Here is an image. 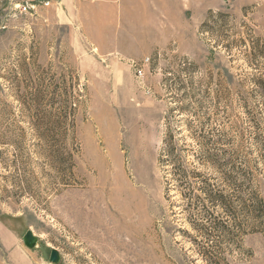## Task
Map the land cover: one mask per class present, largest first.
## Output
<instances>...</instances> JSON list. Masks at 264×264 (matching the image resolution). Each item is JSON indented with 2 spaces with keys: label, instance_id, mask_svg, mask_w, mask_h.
<instances>
[{
  "label": "rangeland",
  "instance_id": "rangeland-1",
  "mask_svg": "<svg viewBox=\"0 0 264 264\" xmlns=\"http://www.w3.org/2000/svg\"><path fill=\"white\" fill-rule=\"evenodd\" d=\"M218 14L220 37L201 32ZM243 38L264 44V0H0V264H208L180 159L195 189L246 179L264 200V66ZM64 117L61 178L43 136ZM213 246L264 264L262 233Z\"/></svg>",
  "mask_w": 264,
  "mask_h": 264
},
{
  "label": "trees",
  "instance_id": "trees-1",
  "mask_svg": "<svg viewBox=\"0 0 264 264\" xmlns=\"http://www.w3.org/2000/svg\"><path fill=\"white\" fill-rule=\"evenodd\" d=\"M217 16L219 21L211 24L210 19L206 20L201 26V32L209 34L211 37H220L221 31L224 30L223 27L225 26L222 20L226 15L218 14ZM240 41H242L246 49H250L252 54H254L258 68L263 67L264 44H261L258 39L251 41L243 38ZM220 43L218 41L215 42L217 46ZM228 43L227 46H224L225 50L229 49L233 44L232 42ZM221 45L223 46L224 44ZM64 119V121L63 119L57 122L50 121L43 136V141L46 142V148L49 150V157L52 164L60 169L61 178H66L68 174L67 167L71 161V156L63 147V142L67 138L72 123L68 121L67 117H64ZM186 165L180 159L181 184L186 188L187 198L201 201L205 212L195 222L196 225L193 228L196 233L200 234L201 239L205 241V245L201 247L198 253L203 261L209 262L208 264H217L215 261L211 262L214 258L213 253H215L213 245L217 239L218 241L226 240L232 244L237 237L241 238L249 233L264 234V200L258 192L253 191L249 186L250 181L248 182L245 179L242 182H237L235 179L229 182L231 184L226 187L222 186L218 189L206 181L195 189L188 180L199 178V173L196 172V168L192 171H187ZM205 203L211 204L212 210L206 209L205 211ZM215 209L219 210L220 214L217 211L214 212ZM194 244L198 247L197 241L194 240Z\"/></svg>",
  "mask_w": 264,
  "mask_h": 264
},
{
  "label": "crops",
  "instance_id": "crops-1",
  "mask_svg": "<svg viewBox=\"0 0 264 264\" xmlns=\"http://www.w3.org/2000/svg\"><path fill=\"white\" fill-rule=\"evenodd\" d=\"M83 1L86 0H61V6H158L163 0H91L90 4L87 1V5Z\"/></svg>",
  "mask_w": 264,
  "mask_h": 264
},
{
  "label": "water",
  "instance_id": "water-1",
  "mask_svg": "<svg viewBox=\"0 0 264 264\" xmlns=\"http://www.w3.org/2000/svg\"><path fill=\"white\" fill-rule=\"evenodd\" d=\"M22 244L29 250H34L38 246V239L37 237L31 232L27 231L21 239ZM61 256L60 254L52 249L49 255V263L50 264H60L61 263Z\"/></svg>",
  "mask_w": 264,
  "mask_h": 264
},
{
  "label": "built area",
  "instance_id": "built-area-1",
  "mask_svg": "<svg viewBox=\"0 0 264 264\" xmlns=\"http://www.w3.org/2000/svg\"><path fill=\"white\" fill-rule=\"evenodd\" d=\"M14 6H16V11H18V13H22V12H26L27 10V7L25 6H29L28 4H23V5H20L19 3L18 4H15Z\"/></svg>",
  "mask_w": 264,
  "mask_h": 264
}]
</instances>
